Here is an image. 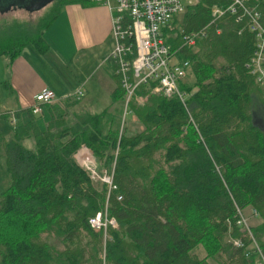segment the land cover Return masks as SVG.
<instances>
[{
    "label": "trees",
    "instance_id": "trees-1",
    "mask_svg": "<svg viewBox=\"0 0 264 264\" xmlns=\"http://www.w3.org/2000/svg\"><path fill=\"white\" fill-rule=\"evenodd\" d=\"M76 1L53 0L37 21L26 20L30 25L17 18L1 23L0 55L13 59L27 44L44 52V28ZM229 2L187 5L180 20L162 28L170 48ZM248 2L264 26V0ZM245 24L226 13L197 39L198 51L178 52L191 65L180 83L188 112L177 96L149 93L145 102L128 105L138 128L120 132V106H112L123 101L117 84L113 103L98 113L72 108L74 97L63 99L64 116L50 113L42 124V114L30 108L15 113L10 130L0 133L8 175L0 191V264H256L251 241L236 224L237 208L255 210L260 222L251 230L264 250V133L252 115L261 88L246 67L255 38ZM83 147L113 169L116 189L109 195L77 162ZM106 202L117 228L109 227L104 239L89 219ZM200 245L202 258L194 253Z\"/></svg>",
    "mask_w": 264,
    "mask_h": 264
},
{
    "label": "built area",
    "instance_id": "built-area-1",
    "mask_svg": "<svg viewBox=\"0 0 264 264\" xmlns=\"http://www.w3.org/2000/svg\"><path fill=\"white\" fill-rule=\"evenodd\" d=\"M91 1L106 5L111 11V33L114 43L109 58L115 64L114 73L123 90L125 104L123 121L126 113H129V103L135 98L141 100L142 93L137 92L140 87L147 90L146 98L149 93L177 96L186 111H189L186 100L188 93L180 87V83L187 76L191 65L188 59L179 58L178 52L183 47H193L198 38L207 36L209 25L226 13L234 15L237 21L244 20L248 30L254 34L255 47L246 62V67L253 75L255 83L264 90V26L259 10L248 0H230L224 7H215L212 10V19L199 29L182 34L180 44L173 49L167 43V36L163 34L162 28L173 17L183 12L187 5L198 0ZM82 94V88H77L73 92L76 97ZM57 99L59 96L53 89L43 87L35 94L30 110L33 114H41L44 105ZM7 113L15 121V113L12 111ZM190 120L192 121L191 118ZM81 150L88 151V148L79 151ZM84 154L80 160H77L78 163L87 171L92 180L100 181L106 186L109 195L116 189L113 182V169L110 172L106 169L99 170L94 162V154ZM118 199L120 200L121 197L118 196ZM251 211L254 216L257 215L255 210ZM89 224L93 230L102 231L104 239L108 238L109 227L117 228V222L108 217L107 202L103 211L97 212L89 219ZM236 224L251 241L247 248H251L256 254V264H264V250L252 233L245 211L240 208H237ZM233 244L239 248L244 246L241 239L233 240ZM246 255L248 256V252Z\"/></svg>",
    "mask_w": 264,
    "mask_h": 264
},
{
    "label": "crops",
    "instance_id": "crops-1",
    "mask_svg": "<svg viewBox=\"0 0 264 264\" xmlns=\"http://www.w3.org/2000/svg\"><path fill=\"white\" fill-rule=\"evenodd\" d=\"M220 31V28L216 29L217 33ZM43 38L44 43H47L44 52H38L34 46L27 44L13 59L1 55L7 58L5 61L2 59L0 64L3 70L8 67L3 79L7 78L11 90V94L5 97V102L10 104L5 112H24L34 102L35 94L41 88L49 87L59 99L44 105L43 113L48 111V114L59 117L64 114V108L62 110L59 103L65 97H73L77 88H87L89 93L94 88L90 81L100 70L102 72L95 80L109 96V103L101 111L113 103L118 78L114 73L115 64L109 58L114 40L111 33V11L106 5L91 0L65 3L44 28ZM199 49L198 45L194 47L195 51ZM222 61L219 57L216 64ZM261 89V96L253 94V107L255 101H258L264 112V90ZM77 101L83 110L93 113L88 106L81 104V97Z\"/></svg>",
    "mask_w": 264,
    "mask_h": 264
},
{
    "label": "rangeland",
    "instance_id": "rangeland-1",
    "mask_svg": "<svg viewBox=\"0 0 264 264\" xmlns=\"http://www.w3.org/2000/svg\"><path fill=\"white\" fill-rule=\"evenodd\" d=\"M52 3H53V1L50 3H47L44 7L37 9V10H34V11H28L24 8L16 7V8H11V9L4 11V12H0V24L2 23L1 26H3L5 23L4 21H7V20L10 21L11 19H13L15 17L25 19V22H26V20L31 21V22H35L44 13H46L49 10V8H51L50 6L52 5ZM183 12L179 13L176 16L178 18V20L181 19L180 17L183 14ZM178 23L179 22H177V24ZM27 24H29V23H27ZM2 59H4V61H5V59H7V58L0 55V61ZM7 66H8V64H7ZM7 71H8V67L3 70V68L1 67V64H0V133H7L10 130L9 123L14 124V122H15L11 118V115L8 114L7 112H5L7 105L8 106L10 105V104L5 102V97L7 95L11 94V90H10V87L8 85L7 78L5 77V79H3L4 78V72H7ZM101 72H102V70L98 71L94 75V78L90 81L91 85H93L94 88L90 89L91 91L89 93H88V90H86L87 88L84 90V88L82 87L84 95L82 94L79 97L72 95L74 98H77V99H79L81 97V104L88 106L89 110H91L93 113H97V112L101 111L102 108L105 107L106 104L109 103L108 94H106V92L100 87V84L98 82H96V80H95L101 74ZM146 96H147L146 93H142L141 100L139 98H137V99L135 98L132 101L137 102V103H143L147 99ZM96 101H97V103H95ZM113 105H117V106L119 105L120 106V110H121L120 120H119L120 132L123 131L124 126H127L132 130H135L138 128V123H137L138 121H137L136 117L132 116L128 112L126 113L125 120L123 121V115L125 112L124 100L113 103L112 106ZM59 106L62 108V110L64 108V114L61 115V116H64L66 113L65 101L64 100L61 101L59 103ZM72 108H76V110H79V108H81V110H83V107L82 106L80 107L78 102L76 104H74L72 106ZM24 112H25V110H24ZM4 114L7 115L8 121L5 118H3ZM41 114H42V118L40 119L41 120L40 123L42 124V123H44L43 121L47 120V118L49 117V114H48V111H45L44 113L42 112ZM253 119H254V123L256 125H258L261 128V130L264 132V112H263L262 105L258 101H255V105L253 107ZM84 148H86V147H83L81 149H84ZM79 152L77 153V159L76 160H80L81 156L85 155L84 153H88V154L93 155L92 154L93 152L90 149H88V151L81 150V152L80 153ZM94 160H95L94 162H96V165H97L99 170H102V169H106L108 171L111 170V169L109 170L108 168L102 166V162L100 160H97L95 156H94ZM77 162H79V161H77ZM92 181L94 184H96L98 186H100L102 184L100 181H94V180H92ZM7 186H8V175H7L4 164L2 163V160H0V191L4 190ZM245 214L248 218V222L250 224V227L255 226L256 224H258V222H260V220L259 219L257 220L256 219L257 217H255L253 215L251 209L245 210ZM42 236L45 238V234H43ZM194 253L200 258L206 256V252L203 250V247L201 245L198 246L194 250ZM210 261L212 262V260H210ZM213 264H218V263L213 262Z\"/></svg>",
    "mask_w": 264,
    "mask_h": 264
},
{
    "label": "water",
    "instance_id": "water-1",
    "mask_svg": "<svg viewBox=\"0 0 264 264\" xmlns=\"http://www.w3.org/2000/svg\"><path fill=\"white\" fill-rule=\"evenodd\" d=\"M53 0H0V12L11 8H24L28 11H34L44 7Z\"/></svg>",
    "mask_w": 264,
    "mask_h": 264
}]
</instances>
